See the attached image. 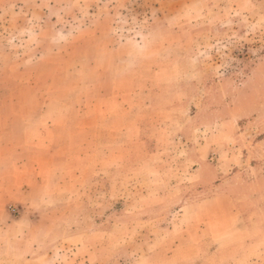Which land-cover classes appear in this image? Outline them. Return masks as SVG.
I'll use <instances>...</instances> for the list:
<instances>
[{"label": "rangeland", "instance_id": "obj_1", "mask_svg": "<svg viewBox=\"0 0 264 264\" xmlns=\"http://www.w3.org/2000/svg\"><path fill=\"white\" fill-rule=\"evenodd\" d=\"M186 2L192 1L25 0L24 4H19L20 2L16 0H0V42L17 35L19 45L11 44L13 46L9 47L14 57L47 47L41 57V66L36 76L29 80V84L32 83L46 92L45 97H48L47 107L41 111L40 107L30 108L33 102L38 104L35 101L36 92L33 90H28L27 99L23 102L20 95L13 100L10 95H0V200L5 199L8 202L7 206H0V264H57L58 262L83 264L81 263L84 260L83 256L87 257L88 250L82 246L79 239L61 240L62 236L68 233L67 231L86 232L102 227L104 222L100 218L105 213L113 215L119 212L132 215L148 212L145 211L147 208L138 206L135 200H158L157 193L152 188L154 185L163 184L162 180L179 183L187 177L192 178L191 175L180 173L181 160L184 161L183 167H191L192 163L183 159L187 148L179 132L167 127V123L172 119H191L193 122L232 117L240 118L242 121L254 118L264 120V0H201L206 13L200 15L197 11L191 18L200 15L199 19L184 23L188 21V15L184 14ZM46 6H51L53 9H46ZM62 6L66 11L65 20L56 9ZM45 17H52L55 21L53 29L50 22L44 25ZM66 23H72L71 27L68 26L69 24L65 26V29L71 32L64 34L63 28L57 27L58 25L63 27ZM215 23L218 26L213 27ZM111 24L114 26L110 30L111 33H120L119 38L132 40L124 47L130 57H135L146 49L151 51V57H156L158 51L177 49L184 37L191 39L196 48V56L204 59L203 62L209 63V67L212 68L206 86L204 106L198 111L159 110L151 114L162 125L160 132L163 137L164 153H177L183 156L182 159L169 158L162 173L153 168L150 160H146L142 162L141 174L132 172L61 174L57 171V167L62 170L61 166L64 165L62 157L67 154L92 151L94 157L88 161L92 167L109 166V168L126 170L134 166L136 154L144 155L154 147L153 143L150 145L131 140L121 144L114 141L108 144L102 143L103 130L110 131V140L116 138L111 136L114 132L111 126L120 121L117 116L105 119L103 126L101 120H98L100 125L98 130L95 133L93 129L87 132L95 136L98 141L86 142L85 129L81 127L83 123L74 125L83 117L79 107L81 100L77 93L80 89L68 76L79 73H72V68L69 67L66 76L42 77L44 74L49 75L48 70L53 69V64L56 66L72 62L68 61L70 56L68 48L58 45V42L63 43L67 40L80 42L81 47L76 46L71 49L73 55H76L77 51L84 47L83 39H89L93 31L103 29V32H107L110 28H107V25ZM186 24H191L189 30L183 28ZM175 25L181 26L180 29L176 30ZM172 27L175 28L174 31L166 29ZM55 42L57 45L54 44ZM73 62L75 66L82 68L78 62ZM19 68L14 63V77H22L19 75ZM156 73L157 76L160 75V72ZM85 78L78 80L79 83L86 82L88 77ZM24 80L13 78L14 82L24 83ZM53 91H59L58 95H53ZM71 97L72 102H70ZM194 101L198 102V97H195ZM10 102L11 104L15 102L18 109L13 111L1 109ZM70 103L76 105L77 109L67 120ZM95 121H93L94 126ZM22 125L23 141L25 140L27 144L23 142L21 147ZM103 145L108 148H104ZM100 150H112L115 154L101 162ZM38 154L48 156L43 160L40 159V169L37 167V158L40 157ZM24 159L32 160L29 168ZM80 162L82 160L76 159L72 167H84L85 164L81 166ZM34 169L35 173L32 171ZM38 170L40 172L37 176ZM23 177L25 182L29 183H33L38 178L40 189L33 193L20 192L19 187L21 182H24ZM136 183L140 188L134 189ZM7 186L10 188L7 189ZM189 186L192 188V184ZM173 190L171 192H174ZM193 191L190 189L188 194ZM176 193L177 190L172 194ZM193 195L199 196L198 192H195L191 196L192 199H194ZM85 197L94 199L92 207L85 208L81 205L84 204L82 202ZM20 198L30 199L31 205L22 206ZM121 201H130L132 206H119ZM103 202L105 204L100 205ZM162 213L163 209H159L156 216ZM90 215L91 218L88 217ZM176 217L177 215H174V219ZM29 218L34 222L37 220L40 222L30 224L27 221ZM174 222H176L175 234L180 236L186 226L183 225L184 229H182L177 219ZM106 225L109 224L105 223L104 226ZM37 228L43 231L42 238L39 231H36ZM113 231L117 235L111 234L108 238L112 247L121 244L129 249L134 248L137 252V255L133 256L132 253H128L129 255L123 253V259L119 264H138L139 255L151 249L144 245L147 240L139 237V231L137 232V229L127 223L119 225L118 228L114 226ZM166 239L169 242L175 240L168 237L158 238L155 240V245L161 246ZM83 241L85 242L84 239ZM175 241L189 245L185 249L188 251L193 246L194 240L181 241L179 238ZM76 244L81 248L76 250L74 248ZM180 244L177 247L179 250L182 249ZM32 245L43 254L37 256L35 248L28 249ZM70 252L75 254H71L72 259L67 257ZM134 257H136L135 261ZM85 260L87 263V259ZM156 263L165 264L162 259L157 260Z\"/></svg>", "mask_w": 264, "mask_h": 264}, {"label": "crops", "instance_id": "obj_2", "mask_svg": "<svg viewBox=\"0 0 264 264\" xmlns=\"http://www.w3.org/2000/svg\"><path fill=\"white\" fill-rule=\"evenodd\" d=\"M16 1L20 2L19 4L25 2V0ZM188 1L192 2H186L184 14L188 15V21L184 23L195 21L201 17L200 15L206 13L201 0ZM48 8L53 9L51 6H46V9ZM56 9L65 20L67 17L63 6ZM197 11L200 15L197 18H191ZM47 22L52 23L53 29L55 21L52 17H45L44 25ZM67 24L70 27L72 25V23H66L63 27L58 25L57 28H63L64 34L70 33L71 30L65 29ZM112 24L107 25V28L110 27L107 32H103V29L93 31L89 39H83L84 47L77 51L76 55H73L71 49L76 46L81 47L80 42L77 43L74 40L58 42V45L68 48L67 51L70 54L68 61L72 62L56 66L53 64V69L48 70L49 75L44 74L42 77L66 76L67 71L70 70L69 67L72 68V73H79L68 76L80 89L77 93L81 100L79 107L83 117L74 125L83 123L81 127L85 129L86 142L98 141L92 134H87L89 130H95L94 133L98 130L100 126L98 120H101V126H103L105 119L117 116L120 121L111 126L114 130L111 136L117 139L110 140V131L103 130L102 143L108 144L114 141L121 144L131 140L150 145L153 143L154 147L144 155L136 154L134 166L126 170L125 168H109V166L92 167L88 162L94 157L92 151L67 154L62 157L63 159L61 158L64 164L61 166L62 170L60 171V167H57V171L61 174L117 172L141 174L142 162L146 160H150L153 168L162 173L165 171L169 158L182 159L183 156L177 153H164L163 137L160 132L162 125L151 114L159 110L198 111L204 106L206 86L212 68L209 67V63L203 62L204 59L196 56V48L191 39L184 37L177 49L158 51L156 57H151L152 53L148 49L135 57H130L126 54L124 47L132 40L119 38L120 33H111L110 30L114 27ZM190 26L191 24H186L183 28L189 30ZM216 26H218L217 23L213 27ZM174 27L179 30L181 26ZM175 28L166 29L174 31ZM18 42L17 35L0 42V49H3L0 51V79H2L0 95H10L12 100L20 95L23 102L27 99L28 90H33L36 92L35 101L38 104L33 102L30 108L40 107L41 111H44L48 102V97H45L46 92L32 83L29 84V80L36 76L41 66V57L47 47L34 49L35 53L32 51V53L14 57L9 47L18 46ZM54 44L57 45V42ZM73 61L78 62L82 68L75 66ZM14 63L20 67L19 75L22 76L20 78L13 76ZM156 72H160V75L157 76ZM82 77L88 78L86 82L79 83L78 80ZM13 78L25 80L24 83L14 82ZM58 92L53 91L52 94L58 95ZM228 93L231 92L228 91ZM195 97H198V102L194 101ZM1 109L13 111L18 108L15 102L12 104L10 102ZM76 109V105L70 103L67 120ZM143 111L146 113L143 114ZM126 119H132V121L127 122ZM93 121L96 123L95 126ZM167 127L179 132L186 145L187 152L183 159L191 162L192 166L183 167L184 161L181 160L179 170L182 175H191L192 178L187 177L179 183L162 180L163 184L154 185L152 188L156 191L158 200H135L138 206L147 208L145 211L148 212L132 215L119 212L113 215L105 213L100 220L109 225L103 224L102 227L86 232L67 231L68 233L63 235L61 240H80L82 246L88 250L87 257L83 256L84 260L81 262L83 264H119L123 259V253L137 255L134 248L129 249L121 244L112 247L109 244L108 238L111 234H116L113 231L114 226L118 228L119 225L127 223L137 229V232L139 231V237L147 240L144 245L151 248L139 255L138 264H158L156 261L160 259L165 264H264V120L254 118L242 121L240 118L232 117L214 118L208 122H193L191 119L176 118L168 122ZM23 142L25 143L22 125L21 147ZM114 154L112 150H100L99 158L103 162L105 158ZM39 156L37 167L40 169V159L43 160L46 156ZM76 159L82 160L81 166L84 164L85 166L73 168L72 164ZM24 161L29 168L32 160L24 159ZM32 171L35 173V169ZM50 171H52L51 168ZM38 172L40 170L37 171V176ZM26 174L28 175L29 171ZM22 180L24 182L20 184V192L33 193L40 189L38 178L33 183L25 182L24 177ZM189 184H192V188ZM104 187L108 188V186ZM9 188L10 186H7V189ZM137 188H140L138 183L134 185V189ZM172 189L174 192L177 190V193L172 194L174 193L171 192ZM190 189L194 191L188 194ZM195 192H198L199 196L193 195L194 199H192L191 196ZM83 199L84 204H81L83 207L89 208L94 205L93 198ZM20 202L22 206L31 205L30 199L20 198ZM104 204L103 202L100 205ZM7 205V200H0V206ZM119 206L130 207L132 203L121 201ZM159 209H163V213L156 216ZM174 215H177L175 219ZM88 217L91 218L92 215ZM176 219L180 222L182 229H184L183 225L187 229H184L180 236H176L174 231ZM27 221L33 225L40 222V220L34 222L31 218ZM36 231H39L42 238L43 231L38 228ZM164 237L175 238V240L180 238L181 241L193 239V246L185 251L189 245L183 242L176 243L175 240L169 242L167 239L161 246L155 245V240ZM179 244L182 245L180 250L177 248ZM37 248L39 249L38 244ZM37 248L32 245L28 249H34L37 256L42 255L43 253H39ZM74 248L78 250L81 247L76 244ZM71 254L75 255L74 252H70L67 257ZM133 260L135 261L136 257Z\"/></svg>", "mask_w": 264, "mask_h": 264}]
</instances>
